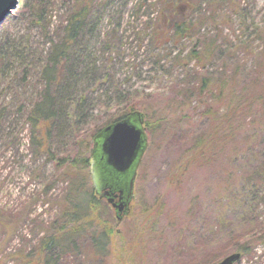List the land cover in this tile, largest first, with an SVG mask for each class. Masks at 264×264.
Returning <instances> with one entry per match:
<instances>
[{"label": "rangeland", "instance_id": "rangeland-1", "mask_svg": "<svg viewBox=\"0 0 264 264\" xmlns=\"http://www.w3.org/2000/svg\"><path fill=\"white\" fill-rule=\"evenodd\" d=\"M51 1L53 31L65 20V0ZM37 2L20 0L0 27V72L7 40L28 35L42 45L39 29L23 21ZM218 2L222 6L215 15L221 23L222 35L209 22L203 32L221 36L220 40L230 46L225 49L230 58L229 63H224L219 53L207 72L195 63L183 68L184 60L179 64L173 61L174 56L180 53L184 56L192 47L190 40L151 49L146 26L150 19L155 22L158 6L140 7V0H97L99 21L92 41L98 46L97 56L103 61L111 56L109 65L113 66L111 73L116 82L123 89L144 96L138 101L148 104L149 112L154 109L151 114L147 112L143 122L147 147L137 170L130 212L118 220L111 205L102 211V218L108 220L114 232L110 264H132L128 261L130 254L138 259L141 252L148 264H215L233 251L228 246L233 233L240 242L250 238L247 233L252 227L250 214L254 215V207L246 179L261 162L264 108H256L258 112L247 116L242 129L248 132L245 140L243 134L237 141L234 136L225 144L218 142V146L214 143L203 149L197 148V143L206 134L212 133L217 141L219 108L212 101L206 103L200 95H177L187 81L198 86L199 75L208 73L216 79L224 70L230 73L238 58L252 72L256 70L251 65L256 63L257 53L264 46V0ZM109 40L114 47L111 52L103 48V42ZM238 44L241 46L237 47ZM48 45L42 48L46 50ZM32 47L38 48V43ZM5 73L0 74V109H8V116L0 120V264H5L6 254L17 253L20 248L30 249L38 243L47 223L59 212L60 198L67 186L59 179L62 175L55 162L45 155L34 154L31 149L32 128L26 117L41 89L37 71L30 69L25 84L16 81L15 88L9 86L13 73L9 78ZM100 96L101 91H94L88 97L92 100ZM102 99L87 120L72 127L63 141L52 144L54 150L70 153L71 158L77 156L88 134L122 112L123 103L115 98L109 102ZM21 103L25 107L21 108ZM210 105L213 114L206 116ZM74 172L81 171L76 168ZM88 186H93L90 175ZM101 202L106 204L105 200ZM257 212L264 220L263 206ZM140 246L145 249H138ZM249 248L238 263L264 264V241H253Z\"/></svg>", "mask_w": 264, "mask_h": 264}, {"label": "trees", "instance_id": "trees-1", "mask_svg": "<svg viewBox=\"0 0 264 264\" xmlns=\"http://www.w3.org/2000/svg\"><path fill=\"white\" fill-rule=\"evenodd\" d=\"M50 1L38 0L23 20L32 28L39 29L42 45L40 46V41H34L28 35L21 39L7 40L2 49L3 71L0 74L6 72V77L9 78L13 73V78H9V86L15 88L16 81L24 82L28 78L30 69L37 71L41 89L26 117L32 128L31 149L34 154L45 155L47 159L49 157L55 162L53 164L56 170L62 175L59 179L66 182L67 186L60 198L59 212L47 223L38 243L30 249L20 248L17 253L6 254L3 259L5 264L10 261L12 264H110L114 232L108 220L102 218V211H107L106 207L109 205L102 203V200L94 195L93 186H88L94 139L105 125L127 118L135 111H141L145 117L149 112L148 104L145 106L138 101L144 96L131 93L116 82L111 73L113 66L109 65L112 64L111 56L105 58V61L97 56L98 46L92 43L99 21L97 0L63 1L65 20L53 31L50 27ZM218 1L140 0V7H159L155 22L151 23L150 19L146 26L145 35L149 37L151 49L190 40L192 47L186 54L181 56L180 53L173 58L177 64L184 60L183 68L195 63L208 72L211 62L219 53L222 54L220 55L224 63H229L230 55H226L225 50L230 47L229 44L221 41V36L215 33L208 30L203 32L209 22L222 35L221 23L218 22V15H215L222 6ZM33 43H38V48L32 47ZM46 43L49 45L44 50L42 47ZM240 46L241 44H238L237 47ZM103 48L104 51L111 52L114 49L111 40L103 42ZM257 56L256 63L251 65L256 68L253 72L246 62L238 58L230 73L224 70L216 79L208 73L199 75L198 86L187 81L183 90L177 94L200 95L206 99V103L212 101L219 108L216 115L217 141L213 139L212 133H208L205 138L199 139L197 148L203 146L204 149L214 143L218 146V142L225 144L234 136L237 141L243 134L245 140L248 132L242 129L247 116L258 112L256 108H264V46ZM14 60L15 64L12 62ZM15 69L18 72L14 71ZM7 71L12 72L7 74ZM17 73L21 78H18ZM94 91H101V96L91 100L88 96ZM102 98H107L106 102L115 98L120 104L123 103L122 112L108 120L104 126L95 128L93 134H88L84 147L81 145L80 154H76L77 156L71 158L70 153L61 154L54 150L52 144L57 140L63 141L72 127H78L87 120L85 118ZM23 107L25 104L21 103V108ZM21 108L19 107L18 111ZM7 110V107L0 109V120L8 116ZM211 110L210 105L206 116L213 114ZM153 111L154 109H151L149 114ZM68 143L70 142L66 144ZM70 145L72 146V143ZM260 154L261 162L251 170L246 179L251 186L254 207V215L250 214L252 227L247 233L250 238L240 242L233 233L229 239L231 243L228 244L233 251L220 260L233 253H240V258L233 263L240 264L238 262L244 254L249 253V245L253 241H264V220L260 219L257 212L260 206L264 209V149ZM76 168H79L80 174L74 172ZM138 249L145 248L140 246ZM132 258L134 257L130 254L128 261L132 264H148L142 252L138 259Z\"/></svg>", "mask_w": 264, "mask_h": 264}, {"label": "water", "instance_id": "water-1", "mask_svg": "<svg viewBox=\"0 0 264 264\" xmlns=\"http://www.w3.org/2000/svg\"><path fill=\"white\" fill-rule=\"evenodd\" d=\"M18 4L19 0H0V27ZM143 122V113L135 111L127 118L106 125L94 139L90 156L92 182L100 197H106L113 206L118 220L130 210L137 169L147 147ZM103 186L110 188L102 190ZM118 196L119 200L114 201ZM239 258L240 253H233L218 264H233Z\"/></svg>", "mask_w": 264, "mask_h": 264}, {"label": "flooded vegetation", "instance_id": "flooded-vegetation-1", "mask_svg": "<svg viewBox=\"0 0 264 264\" xmlns=\"http://www.w3.org/2000/svg\"><path fill=\"white\" fill-rule=\"evenodd\" d=\"M109 188H110V187H107V186L104 187V186H103L102 190L109 189ZM102 190H101V191H102ZM115 193L118 194V193H119V190H116ZM99 194H100V193L97 192V189H96L95 186H94V195H95L98 199H101V197H100ZM118 200H119V196L116 197L114 201H118Z\"/></svg>", "mask_w": 264, "mask_h": 264}]
</instances>
